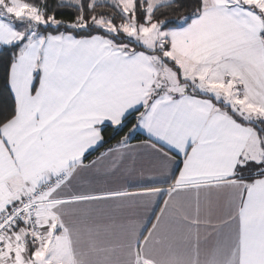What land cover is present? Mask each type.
<instances>
[{
	"label": "snow or ice",
	"instance_id": "6c2138e0",
	"mask_svg": "<svg viewBox=\"0 0 264 264\" xmlns=\"http://www.w3.org/2000/svg\"><path fill=\"white\" fill-rule=\"evenodd\" d=\"M0 264H264V0H0Z\"/></svg>",
	"mask_w": 264,
	"mask_h": 264
}]
</instances>
